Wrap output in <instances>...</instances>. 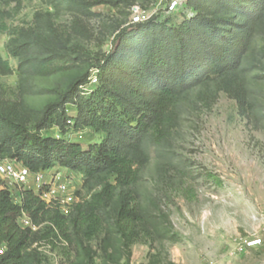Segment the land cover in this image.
<instances>
[{
	"label": "trees",
	"instance_id": "obj_1",
	"mask_svg": "<svg viewBox=\"0 0 264 264\" xmlns=\"http://www.w3.org/2000/svg\"><path fill=\"white\" fill-rule=\"evenodd\" d=\"M20 5L22 0H0ZM89 12L94 6L113 5V0H49ZM131 8L135 4L124 0ZM195 14L189 16L186 10ZM180 20L153 16L131 23L116 36L112 50L104 53L85 72L55 90V99L35 114L7 106L0 85V161L21 163L33 173L60 167L86 179L102 181L100 190L71 216L50 209L38 192L26 190L17 202L0 178V264H30L35 235L24 228L27 216L34 226L48 220L46 235L76 239L84 247L100 234L106 218L114 222L126 249L141 234H150L144 207L134 189L142 179L144 157L154 150L165 166L176 164L173 140L185 98L214 79L231 78L240 71L252 41L264 27V0H187ZM9 33V54L20 60L23 79L29 72L50 76L69 64L73 53L69 40L47 15H37V26L11 32L0 23V35ZM13 73L0 54V76ZM95 80V82H93ZM241 104L250 100L241 89ZM252 104V102L250 103ZM68 106L76 109L69 115ZM52 129L58 135H45ZM91 130L99 141L85 149L81 142L68 141L69 132ZM113 177L115 184L108 182ZM71 225V226H70ZM71 229V230H70ZM71 234V236H70ZM93 263V251L85 247ZM152 264V263H151Z\"/></svg>",
	"mask_w": 264,
	"mask_h": 264
},
{
	"label": "rangeland",
	"instance_id": "obj_2",
	"mask_svg": "<svg viewBox=\"0 0 264 264\" xmlns=\"http://www.w3.org/2000/svg\"><path fill=\"white\" fill-rule=\"evenodd\" d=\"M113 1L117 7L99 5L89 12L69 5L56 8L49 0H22L20 5L0 1V23L11 32L31 30L37 26V15H49L72 50L81 52L79 57L73 53L60 72L50 76L29 72L23 79L20 60L7 50L11 36L1 34L0 54L13 68L11 75L0 76L7 106L35 114L72 77L88 68L96 73L91 65L112 50L117 34L132 22L133 7L124 0ZM131 1L135 7L158 9L155 16L161 21L180 20L181 10L173 14L166 10L172 0ZM186 11L191 17L195 14ZM241 89L250 98L243 105ZM67 109L69 115H77L74 107ZM45 135H58V130ZM63 139L88 149L99 136L91 130L70 131ZM173 150L180 172L165 166L154 150L145 153L142 179L134 191L151 235L141 234L130 252L108 218L102 232L84 247L76 239L71 243V237L43 238L50 226L45 219L35 226L30 264H264V27L240 71L231 78L214 79L185 98ZM50 172L67 183L62 198H71L74 208L89 202L107 180L86 183L79 173L60 167ZM108 182L115 184V179ZM49 208L66 216L74 210L66 212L56 203ZM85 247L92 249L93 263Z\"/></svg>",
	"mask_w": 264,
	"mask_h": 264
},
{
	"label": "built area",
	"instance_id": "obj_3",
	"mask_svg": "<svg viewBox=\"0 0 264 264\" xmlns=\"http://www.w3.org/2000/svg\"><path fill=\"white\" fill-rule=\"evenodd\" d=\"M186 2L172 0L167 6L169 14H173L179 10L185 11ZM133 15L131 23H142L148 21L156 15L158 9H142L133 6ZM194 15V14H192ZM95 82V81H93ZM0 178L6 182L10 191L13 193L15 200L18 202L21 192L32 190L38 192L42 187L48 186L50 189L44 193L41 198L48 205L56 203L62 210L70 212L74 209V201L71 198L63 199L62 195L68 192L67 183L63 181L60 175L54 177L50 171H40L33 173L30 169L18 163L15 160L5 159L0 161ZM21 188L22 190L18 189ZM15 189V190H13ZM65 196V195H64ZM21 225L24 228L35 230V226L31 220L24 216L21 220ZM5 251V247H0V255Z\"/></svg>",
	"mask_w": 264,
	"mask_h": 264
}]
</instances>
